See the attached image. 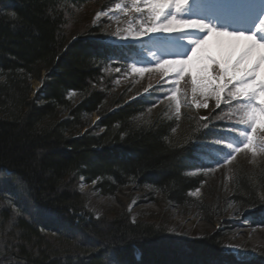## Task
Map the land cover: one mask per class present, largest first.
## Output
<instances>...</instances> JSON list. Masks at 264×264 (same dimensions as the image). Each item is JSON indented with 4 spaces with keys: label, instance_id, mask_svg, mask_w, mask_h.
I'll use <instances>...</instances> for the list:
<instances>
[{
    "label": "trees",
    "instance_id": "1",
    "mask_svg": "<svg viewBox=\"0 0 264 264\" xmlns=\"http://www.w3.org/2000/svg\"><path fill=\"white\" fill-rule=\"evenodd\" d=\"M114 2L0 0V170L18 177L33 202L70 230L63 236L52 221L35 223L2 209L0 231L9 239L0 264H264L225 252L214 236L183 239L177 231L130 222L127 213L106 221L86 208L89 196L78 189L80 179L101 195L135 183L189 205L203 181L187 172L199 166L200 145L217 135L203 125L207 117L188 123L176 141L175 118L155 111L141 119L153 106L150 98L126 100L106 88V65L128 60L136 46L109 43L100 26L69 25L87 4L97 11ZM31 79L42 83L33 97ZM72 92L80 98L75 103ZM94 113L95 127L76 133ZM259 169L232 178L231 204L264 211Z\"/></svg>",
    "mask_w": 264,
    "mask_h": 264
},
{
    "label": "rangeland",
    "instance_id": "2",
    "mask_svg": "<svg viewBox=\"0 0 264 264\" xmlns=\"http://www.w3.org/2000/svg\"><path fill=\"white\" fill-rule=\"evenodd\" d=\"M212 1L218 3L219 11L224 10L223 8L240 10L239 0H187L179 12L173 5L165 9L159 21L154 22L153 13L148 11L145 0H115L114 4L105 10L96 11L95 4H87L83 10L77 12L79 15L75 14L78 15L77 19H71L74 25L69 27L83 28L90 23L100 26L105 33L108 32L106 40L109 42L126 45L133 42L137 45L133 48L135 58L132 61L109 62L106 65L103 81L112 93L127 95L126 100L141 95L150 98L153 106L141 115L142 120L149 118L155 111H162L167 117L175 118L178 126L174 129L173 138L178 141L183 137L182 134L188 132V123L199 124L208 117L209 122L203 125L217 134L201 144L200 149L203 152L198 154L200 167L187 172L191 176L201 175L203 181L201 188L190 194L193 201H188L189 205H175L164 193L135 183L119 187L111 196L90 192L93 184L86 185L82 179L78 181L77 186L89 196L85 204L88 211L104 217L106 221H112L116 215L127 213L130 222L142 221L151 223L154 229L177 231L183 239L214 236L225 252L240 260L252 257L264 261V225L261 224L264 222V213L261 211L252 213L253 211L243 205H234L228 200L233 191L231 180L235 175H241L244 170L252 171L262 167L264 169V132L259 130L258 125L257 132L253 134V144L249 148L243 147L247 142V136L240 135V132L251 131V124L246 123L247 113L251 107L258 105L255 101L249 104L246 98L229 97L227 93L231 85L221 94L219 105L214 94L207 92L201 94L199 88L196 94H193L191 77L195 75V68L199 66L197 58L205 57L209 50L214 52L220 38L213 37L204 49L197 52L196 58L185 65H179L165 61L187 60L192 56L191 50L195 42L207 38V30L188 27L185 23H173L170 25L172 28L170 32H144L146 28L167 24L175 17L176 21L187 24L192 21L202 22L217 30L255 33L258 38L264 39V1L262 7L256 10L247 6L251 14L255 13L257 16L258 23L246 30L229 27L231 25L220 27V24L209 15L211 13L207 6L209 7ZM203 63L208 62L204 60ZM181 67L184 71L178 74ZM216 71V66L212 65L210 74L215 75ZM43 76L42 73L41 78ZM41 84L40 80L31 79L30 97L38 92ZM69 96L72 103L80 99L73 92ZM205 100L207 107L196 106ZM177 104L180 107L179 112L176 111ZM59 117L64 118L65 114H60ZM97 122L98 116L95 113L85 116L83 123L86 126L76 133L82 134L85 130L93 129ZM237 146L241 149L239 152L234 151ZM249 176L255 180L257 176L264 175ZM7 208L28 221L35 223L52 221L61 226L63 236L70 231L68 224L60 216L56 219L55 215L33 202L26 186L18 177L0 170V210ZM208 215L213 216V223L204 219L195 222L199 217ZM233 222L237 223L236 228L248 232V236L235 237L231 232H227L228 224L225 223ZM4 239L9 238L7 235L3 238L0 231L2 246L0 254L1 251L4 253Z\"/></svg>",
    "mask_w": 264,
    "mask_h": 264
},
{
    "label": "snow or ice",
    "instance_id": "3",
    "mask_svg": "<svg viewBox=\"0 0 264 264\" xmlns=\"http://www.w3.org/2000/svg\"><path fill=\"white\" fill-rule=\"evenodd\" d=\"M187 0H145L148 5V11L153 13V21H159L160 15L165 9L174 5L175 10L179 12L186 4ZM173 23H185L188 27L195 29L207 30L206 39L195 42L192 48V56L187 60H172L165 63L185 65L196 58V54L200 49H204L213 37L220 38L217 41V49L203 58H197L199 66L195 68V75L191 77L192 92L195 95L197 89H201V94L211 93L215 95L217 105L221 100V94L225 89L228 96L232 99L246 98L249 104L256 102L258 107L253 106L247 113L246 123L251 124L250 132H240V135L247 136V142L243 144L244 148H249L253 144V134L258 130L264 132V39L258 38L255 33L246 34L244 32H229L225 30H217L208 24L192 21L190 24L183 21H176L175 17L167 24L146 28L145 33H153L157 31L170 32ZM206 60L208 63H203ZM215 65L216 74H210V67ZM142 71V69H137ZM184 68L178 70L183 73ZM197 107H207V101L197 104ZM176 111H180L177 104ZM241 149L237 146L234 151L239 152Z\"/></svg>",
    "mask_w": 264,
    "mask_h": 264
},
{
    "label": "bare ground",
    "instance_id": "4",
    "mask_svg": "<svg viewBox=\"0 0 264 264\" xmlns=\"http://www.w3.org/2000/svg\"><path fill=\"white\" fill-rule=\"evenodd\" d=\"M243 3V2H242ZM218 3L215 1H212L211 5H209V7L207 6V8L209 9V12L212 13V14H215L216 15H227V16H230L233 18V15L235 14V9L234 8H231V10L228 8L227 11H219L217 8V5ZM238 6H241V3H240V0L238 1ZM224 7V6H222ZM248 15V14H247ZM201 177V175H199ZM233 211V210H232ZM213 216H201L199 217L198 219L195 220V222L197 221H203L202 219L208 221V222H211L213 223V219H212ZM228 224V227H227V232H231L232 235H234L235 237L236 236H239V235H242L244 238L246 236H248V232H246L244 229H241V228H236L235 226H237V223L233 222V223H225V225ZM247 225H251L250 223H246Z\"/></svg>",
    "mask_w": 264,
    "mask_h": 264
}]
</instances>
